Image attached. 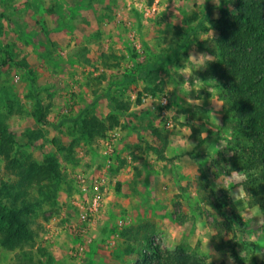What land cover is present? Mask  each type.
I'll return each instance as SVG.
<instances>
[{"label":"rangeland","instance_id":"374dc122","mask_svg":"<svg viewBox=\"0 0 264 264\" xmlns=\"http://www.w3.org/2000/svg\"><path fill=\"white\" fill-rule=\"evenodd\" d=\"M224 11L235 13L234 0H0V124L11 158L56 165L49 179L28 188L33 238L0 247V264H136L149 244L180 247L209 264H237L234 250L243 264H260L263 214L233 176L242 172L244 138L208 72ZM190 54L211 59L192 64L189 75ZM163 55L173 62L156 75L121 83L138 64ZM162 95L169 117L154 101ZM37 99L47 110L45 125L36 120ZM91 115L101 121L98 133L81 129ZM106 138L115 139L106 202L78 254L73 233L56 232L57 218L74 221L76 177L104 167ZM16 179L0 155V199Z\"/></svg>","mask_w":264,"mask_h":264},{"label":"trees","instance_id":"16d2710c","mask_svg":"<svg viewBox=\"0 0 264 264\" xmlns=\"http://www.w3.org/2000/svg\"><path fill=\"white\" fill-rule=\"evenodd\" d=\"M236 11H226L216 21L219 36L216 42L215 60L208 72L215 74L224 94L225 113L235 121V129L244 138L240 145V170L247 175L241 182L247 203L261 209L264 222V0H234ZM168 56H155L138 64L135 71L126 74L121 81L133 84L156 75L167 63ZM39 108L36 120L45 125L47 110L37 99ZM0 124V155L6 167L12 168L17 179L6 185L9 192L0 199V247L13 249L33 238L29 226L33 209L27 198L28 188L34 182L49 179L55 172L53 160L47 165L19 164L11 158L12 148ZM101 121L94 115L82 119L81 129L88 134L98 133ZM3 192L0 190V198ZM222 211V203L217 200ZM237 264H243L233 250ZM136 264H209L202 257L183 248L167 250L149 244ZM264 264V259L260 262Z\"/></svg>","mask_w":264,"mask_h":264},{"label":"built area","instance_id":"2783aa9c","mask_svg":"<svg viewBox=\"0 0 264 264\" xmlns=\"http://www.w3.org/2000/svg\"><path fill=\"white\" fill-rule=\"evenodd\" d=\"M156 3L146 8L147 13L155 11ZM148 96H144L142 101L148 100ZM154 101L160 109L162 116L169 117L170 110L168 109L169 100L167 95H162ZM168 125H171V118L168 119ZM102 149L100 154L104 159V167L98 172L90 175L79 173L76 177V191L71 196L70 204L72 206L71 214L75 219L73 222L70 220L68 214H62L57 219L62 221V224L56 228V232L69 231L77 238L74 245L75 253L82 254L85 249L84 240L88 236L91 226L96 218L101 213L108 192L109 177L108 171L112 165L113 156L115 153V139L106 138L101 142ZM56 220V217L53 218ZM70 220V222H69ZM50 227V226H48ZM54 230L49 228L45 238H49Z\"/></svg>","mask_w":264,"mask_h":264},{"label":"clouds","instance_id":"9594fccd","mask_svg":"<svg viewBox=\"0 0 264 264\" xmlns=\"http://www.w3.org/2000/svg\"><path fill=\"white\" fill-rule=\"evenodd\" d=\"M164 10H165L164 7H161L160 8V11L161 12H163ZM230 10H231V7H230ZM208 59H211V58L208 57L206 54H200L199 57L190 54L189 57H188V63L185 65V68L183 70L184 73H187V74L191 75V73H192V64L204 65L207 62ZM186 83H187V81H186ZM200 85H201V81H197L196 82V88H197V90L199 89ZM189 103H191V101H189ZM197 103H199V101H197ZM221 104H222V101H221L220 104H217L216 111L219 110ZM209 114L212 115L213 118H216L214 111H209ZM179 119H180L181 123H183L184 117L181 116ZM188 131L189 130L186 129V132H188ZM180 143L181 144H186L187 147H192L191 144H187V141H185L183 139L180 141ZM233 176L235 177V181H242V180H246L247 179V175L245 173H243V172L233 173ZM232 183H234V181H231L230 180L228 182V184H227V187L230 188L231 185H232ZM241 195L243 197V194H241ZM174 235H175L174 233H171V232L169 233V237L170 238L171 237H174ZM203 243L206 245L207 244V241L205 240ZM204 254L207 255V251H205Z\"/></svg>","mask_w":264,"mask_h":264}]
</instances>
